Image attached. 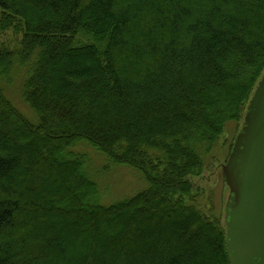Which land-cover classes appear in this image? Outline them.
Returning a JSON list of instances; mask_svg holds the SVG:
<instances>
[{"label":"trees","instance_id":"1","mask_svg":"<svg viewBox=\"0 0 264 264\" xmlns=\"http://www.w3.org/2000/svg\"><path fill=\"white\" fill-rule=\"evenodd\" d=\"M10 28L0 264H230L191 178L232 147L264 72V0H0ZM20 76L35 120L6 95ZM82 145L144 188L101 203Z\"/></svg>","mask_w":264,"mask_h":264},{"label":"water","instance_id":"2","mask_svg":"<svg viewBox=\"0 0 264 264\" xmlns=\"http://www.w3.org/2000/svg\"><path fill=\"white\" fill-rule=\"evenodd\" d=\"M221 170L229 189L224 223L230 264H264V72Z\"/></svg>","mask_w":264,"mask_h":264},{"label":"rangeland","instance_id":"3","mask_svg":"<svg viewBox=\"0 0 264 264\" xmlns=\"http://www.w3.org/2000/svg\"><path fill=\"white\" fill-rule=\"evenodd\" d=\"M20 38L21 34L10 28L0 33V46L14 48L17 46ZM20 80L21 76L13 85L6 86V95L12 100L16 107L27 114L32 120H35V116L22 101ZM82 148H84V151L92 158L87 166V170L91 178L97 183L101 203L109 204L129 197L144 188L145 183L143 179L134 169L120 165H109L103 170L102 164L106 162L105 159L96 154L90 147L82 145ZM231 148L232 147L219 149L217 153L218 161H216L211 168L205 170L200 176L191 178L193 185L202 188L206 192H212L214 206L220 213L223 224H225L224 206L229 189L225 183L221 166L226 162ZM209 207H211V205H209Z\"/></svg>","mask_w":264,"mask_h":264}]
</instances>
